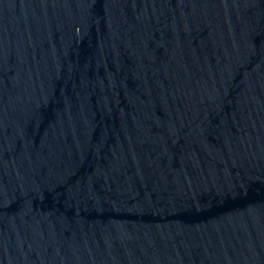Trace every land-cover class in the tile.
<instances>
[{
	"label": "water",
	"instance_id": "water-1",
	"mask_svg": "<svg viewBox=\"0 0 264 264\" xmlns=\"http://www.w3.org/2000/svg\"><path fill=\"white\" fill-rule=\"evenodd\" d=\"M0 264H264V0H0Z\"/></svg>",
	"mask_w": 264,
	"mask_h": 264
}]
</instances>
